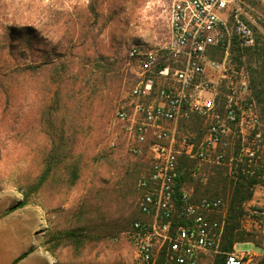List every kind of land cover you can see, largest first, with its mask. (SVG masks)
I'll return each mask as SVG.
<instances>
[{"label":"rangeland","instance_id":"rangeland-1","mask_svg":"<svg viewBox=\"0 0 264 264\" xmlns=\"http://www.w3.org/2000/svg\"><path fill=\"white\" fill-rule=\"evenodd\" d=\"M91 1L0 0V71L15 64L57 62L68 69L73 67L74 73L82 75L80 78L86 69L99 73L98 78L95 76L96 82L92 77L91 81L83 79L75 86L77 92L82 91L84 105L78 110L73 108L69 114L70 120L75 116L74 124H80L75 146L85 153L88 172L71 189L66 184L46 186L27 206L13 212L10 209L24 198L25 184L36 179L41 168L38 153L45 145V137L40 120L49 98L43 89L46 79L40 77L35 82L29 73L24 74L14 95L10 89L0 90V264L136 263L135 252L126 238L128 230L116 232L114 237L103 241L87 243L83 248L69 241L60 245L57 241L48 242L56 230L75 224L72 212L86 193L90 172H100L97 186L107 187L114 184L118 170L131 169L139 159L129 151L126 133L116 120L118 108L130 101L137 78L129 50L134 45L156 48L169 39L172 0H95L97 14L90 11ZM241 1L252 19L255 43L250 47L259 40L264 48V0H255L253 4ZM235 40L239 41L235 37L229 47L223 48V53L212 58L225 64L228 77L235 81L245 77L249 81L250 96L258 115L255 131H261L264 137V104H259L253 96L254 87L260 86L254 80H262L264 76V52L257 49L252 56H244L239 68L231 51ZM44 75H48L47 71ZM226 81L222 83L223 91ZM253 133V129H248L250 138ZM235 148L230 145L227 155L235 153ZM107 152H112L113 165L107 158H101ZM149 158L146 151L144 159ZM214 167L226 178L227 195L220 198L229 206L228 190L233 179L226 167L195 163L193 176L201 177L206 183ZM139 181L126 198L117 197L115 201L112 196V201L104 202L102 209L116 215L134 210L140 199ZM134 189L138 194L136 200ZM184 190L193 193V188ZM255 208L264 209V183L255 187L253 198L244 204L245 214L240 222L241 229L253 234L256 246L253 243L235 245L236 251L257 253L254 260L257 264L264 258V226L255 224L251 214ZM25 252L29 254L16 262ZM216 256L203 264L211 263Z\"/></svg>","mask_w":264,"mask_h":264},{"label":"built area","instance_id":"built-area-1","mask_svg":"<svg viewBox=\"0 0 264 264\" xmlns=\"http://www.w3.org/2000/svg\"><path fill=\"white\" fill-rule=\"evenodd\" d=\"M251 24L241 0H172L167 43L129 50L137 78L116 120L129 151L134 156L148 151L151 159L149 176L138 183L143 219L126 232L135 264H157L161 256L164 264H198L201 257L218 254L225 255V264H254L258 256L220 250L228 214L223 198L193 201L190 192L178 188L181 157L224 166L233 180H264V137L255 131L258 115L249 81L228 77L225 64L209 55L235 37L242 47L253 46ZM195 116L206 128L198 143L180 128ZM248 129L254 130L251 138ZM230 145L236 152L228 156ZM251 214L263 227L264 209Z\"/></svg>","mask_w":264,"mask_h":264},{"label":"trees","instance_id":"trees-1","mask_svg":"<svg viewBox=\"0 0 264 264\" xmlns=\"http://www.w3.org/2000/svg\"><path fill=\"white\" fill-rule=\"evenodd\" d=\"M96 2L98 1H91L90 11L97 14ZM244 2L253 4L255 0H244ZM259 43L262 44L261 41L257 40L254 47L242 48L237 40L234 41L231 51L234 54L233 60L238 64L237 67L242 66L244 56H252L257 49L264 52V48ZM223 51L224 49L220 47L211 48L209 55L216 57ZM62 64L57 62H51L47 65L36 63L29 65L15 64L3 72L0 71V90L7 92L10 89L11 95H14V91L22 84L24 74L29 73L28 76L35 82L40 77L46 79L43 89H45V94L49 98L40 120L44 123H40V128L45 137V145L38 153L40 156V171L36 179L25 184L23 200L10 209V212L27 206L35 195L50 184H66L67 189L77 186L85 171L88 172L89 162L85 158V153L78 151L75 146L80 124L78 122L74 124L77 120L75 116L70 120L69 114L73 108L78 110L81 105H84L82 91L77 92L75 86L81 84L83 79L91 81L93 77V80H95V76L98 78L99 73H95L93 69H86L88 71L80 78L82 76L80 72L74 73L73 67L68 69ZM43 67L48 75H44L46 71ZM262 78L259 81L254 80V83L257 82L260 85L254 87L253 91V96L259 104H264V76ZM180 128L187 133H191L197 143L206 133L204 119L197 116L186 123H182ZM111 154L112 152H107L101 158H107L106 161L113 165L114 159ZM144 155L145 153L137 156L139 159L134 161L131 169L118 170L116 172L118 176L114 184L107 187L97 186L100 172H90V184L86 193L81 198L75 211L72 212L75 224L65 230H56L50 235L48 242L57 241V245H60L63 241H69L75 247L83 248L87 243L112 238L116 232L128 230L134 221L143 219L138 204L131 212L126 214L122 212L120 215L109 212L105 208L102 209V204L106 201H112V196L115 201L117 197L126 198L139 179L149 176L151 159H144ZM94 161H96L95 157ZM194 165L195 161L180 158L179 190L193 188V193H191L193 201H199L203 198L226 197L228 185L221 171L216 169L217 167L211 169L208 181L204 183L201 177L193 176ZM109 180L112 181V177ZM109 180L104 181L108 182ZM100 181L102 182V180ZM262 183H264V180L259 179L232 180L228 190V215L220 246L221 251L231 252L238 243H253L254 245L257 243L252 233L241 229L240 222L245 214L244 204L253 198L255 187ZM133 191L136 200L138 194L136 189ZM28 254L29 252L23 253L16 259V262L24 259ZM207 260L208 258L201 257L198 264H203ZM157 264H164L163 256L160 257ZM209 264H225V255L218 254ZM257 264H264V258Z\"/></svg>","mask_w":264,"mask_h":264}]
</instances>
